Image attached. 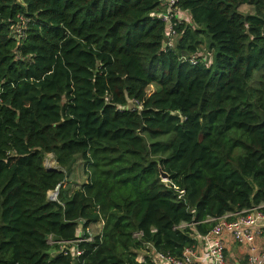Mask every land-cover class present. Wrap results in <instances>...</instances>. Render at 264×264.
I'll list each match as a JSON object with an SVG mask.
<instances>
[{
	"label": "trees",
	"instance_id": "trees-1",
	"mask_svg": "<svg viewBox=\"0 0 264 264\" xmlns=\"http://www.w3.org/2000/svg\"><path fill=\"white\" fill-rule=\"evenodd\" d=\"M174 6L168 46L160 0H0V264H155L264 203V0Z\"/></svg>",
	"mask_w": 264,
	"mask_h": 264
},
{
	"label": "built area",
	"instance_id": "built-area-1",
	"mask_svg": "<svg viewBox=\"0 0 264 264\" xmlns=\"http://www.w3.org/2000/svg\"><path fill=\"white\" fill-rule=\"evenodd\" d=\"M176 0H160L162 11L158 13L167 23V45L172 46L174 39L177 37V32L174 29L176 22H172L173 18L178 20L183 19V11L178 10L174 4ZM185 20V19H184ZM193 60V58H192ZM51 199L56 200L58 195V186L54 190L49 191ZM264 203L257 206L241 210L240 212L227 213L218 218H208L213 221L212 228L205 234H201L205 240V251L203 254H197L195 245L184 248L181 255L171 256L162 252L154 251L156 261H161L164 264H228V261L223 252V241L221 237L224 234L230 235L232 240L237 243H244L249 246L248 256L244 264H264V251H260L254 244L257 236L260 235L261 228L264 227ZM191 226L188 223H181L178 227ZM194 233V237H196ZM82 235V232L81 234ZM135 236H140V233H135ZM93 235L88 227L85 235L71 241H55L58 244V249L64 255L69 251L73 255H80L79 248L73 251L68 250L69 245H75L81 241H91ZM50 243H53L50 240Z\"/></svg>",
	"mask_w": 264,
	"mask_h": 264
},
{
	"label": "crops",
	"instance_id": "crops-1",
	"mask_svg": "<svg viewBox=\"0 0 264 264\" xmlns=\"http://www.w3.org/2000/svg\"><path fill=\"white\" fill-rule=\"evenodd\" d=\"M182 18L188 21L189 14L187 12H184L182 15ZM76 187L77 185H74L72 189ZM101 227H102V222H99V223H95V224L88 226V229L91 232V234L94 236L100 233ZM78 229H81L79 232V235H80L82 232V228L80 227ZM195 235H196L195 249L197 251V254L201 255L205 251V240L202 238L201 234L196 233ZM221 239L223 241V252L228 261V264H244L248 256L249 246L244 243H237L233 241L231 236L227 234H224L221 237ZM254 244L260 251H264V227L261 228L260 235L256 237ZM74 249H75L74 246L70 247V250L73 251ZM145 254H148V255L150 254L155 264H164L161 261L155 260L154 250L152 249L150 250V252H147L144 250L140 251L137 259L141 261Z\"/></svg>",
	"mask_w": 264,
	"mask_h": 264
},
{
	"label": "rangeland",
	"instance_id": "rangeland-1",
	"mask_svg": "<svg viewBox=\"0 0 264 264\" xmlns=\"http://www.w3.org/2000/svg\"><path fill=\"white\" fill-rule=\"evenodd\" d=\"M239 10L241 12H244V13L253 12L252 7L249 6V5H241L239 7ZM203 49H204V47H203ZM153 89H154V84H152L148 88V90H153ZM44 164H45V167H48V168H52V167L53 168H58L59 167L57 165L56 161L54 160V156H53L52 153L46 154V156L44 158ZM67 178H68V182L69 183H66V181L64 182V184H63V186H65V188L63 189L64 193H67L70 189L73 188L74 185H79V184H82L83 182L86 181L87 175H86V172L83 169L82 161L80 159L76 163L73 164L72 171L68 175Z\"/></svg>",
	"mask_w": 264,
	"mask_h": 264
},
{
	"label": "water",
	"instance_id": "water-1",
	"mask_svg": "<svg viewBox=\"0 0 264 264\" xmlns=\"http://www.w3.org/2000/svg\"><path fill=\"white\" fill-rule=\"evenodd\" d=\"M47 169H57V168H48V167H46ZM57 170H59V169H57ZM60 171V170H59ZM160 177L163 179V180H167V174L165 173V172H163V171H161L160 172ZM48 199H50V200H52L51 199V196H50V194H48Z\"/></svg>",
	"mask_w": 264,
	"mask_h": 264
}]
</instances>
